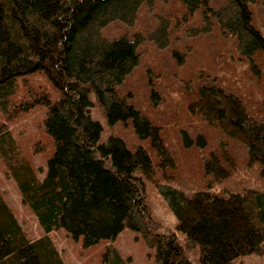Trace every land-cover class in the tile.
Segmentation results:
<instances>
[{
  "label": "trees",
  "instance_id": "1",
  "mask_svg": "<svg viewBox=\"0 0 264 264\" xmlns=\"http://www.w3.org/2000/svg\"><path fill=\"white\" fill-rule=\"evenodd\" d=\"M262 9L264 0H0V160L43 230L28 239L0 194V264H63L48 236L59 228L85 247L106 239L102 264H128L112 243L125 227L153 249V264L264 256V189L209 187L255 164L264 181ZM211 41L216 57L246 66L255 89L233 87H243L233 66L225 82L202 80L214 54L204 51V63L191 55ZM35 71L57 100L26 78ZM172 87L179 97L165 124L152 110ZM37 105L51 142L36 140L31 152L53 146L42 177L9 127ZM192 148L207 179L188 192L174 183ZM146 182L175 217L173 232L152 213Z\"/></svg>",
  "mask_w": 264,
  "mask_h": 264
},
{
  "label": "rangeland",
  "instance_id": "2",
  "mask_svg": "<svg viewBox=\"0 0 264 264\" xmlns=\"http://www.w3.org/2000/svg\"><path fill=\"white\" fill-rule=\"evenodd\" d=\"M168 5H166V7ZM170 6L172 9H174V7H176L175 2L171 1ZM254 25L264 35V9L254 12ZM108 31L109 34L119 32V25H117V22L110 24ZM197 43L198 42H195L193 43V45H196ZM197 47H199V54L195 56L194 54L191 55V60L196 59L198 57L201 63H204L205 59H209V56H205L207 55V53L211 55L214 54V57L210 59L212 62L215 63L213 64L214 70L208 68L206 71H204V74L201 76L203 81L207 82L220 79V81L222 80L223 82H225V80H223L224 75L230 73L232 74L231 67L233 66V73H235V75L230 78L232 80L234 79V81H236L237 79H242L243 83V87H239V85H237L238 82L236 81L235 84H233V87L237 89H242V92L248 90L249 87L255 89V86L252 84V79L248 77V75L245 73L246 66L231 64L227 57H216L217 49L215 47H218V45L215 42L211 41L208 45L198 43ZM217 58L219 62H217ZM146 60L149 61L150 59ZM170 63L171 66L174 65L173 61H170ZM218 63L219 65L224 66L222 68H219L220 66L218 65ZM178 70L181 71L180 68H178ZM185 71L186 69L180 72L182 73V76L185 75ZM239 74L241 78L238 77ZM26 78L33 85L46 88L49 92L51 100L54 101L58 99V89L53 86V84L50 82L44 72L35 71L27 74ZM231 79H227L226 82H232L230 81ZM174 82L175 79H173V83ZM166 89L168 90H166L167 93L165 94L166 97L164 96V101L157 105L154 104V110H152V112L156 115L159 114L161 115V117H163L162 119L165 120V124L172 118L174 113L173 109L177 107L176 100L179 97V94L177 93L178 91L175 90L173 87ZM160 91H162L161 88ZM24 93V87L20 85L19 92L15 96V98L19 99ZM44 113L45 107L43 105H37L35 108L27 112L18 114L17 117L14 118L9 124L10 130L12 131L14 136L23 142V147L27 152V155L30 157L31 162L39 177H42L44 175L46 171L47 159L51 156L53 150V146H51L45 152H31V144L34 141L39 140L44 143L51 142V138L46 132L43 125ZM155 114L154 116L156 117ZM3 121L4 118L0 110V122ZM182 129H186V127H180L179 131L176 134L178 137L183 134ZM117 130L119 131L118 125ZM120 131L121 133L124 132L122 128H120ZM198 151L199 148H192L186 150L185 153H182V155L185 156H182L180 159H177L178 178L174 184L177 187L183 188L188 192H194L196 190L204 189V184L206 183L207 179L202 175V170L197 165L195 159L198 157ZM249 186L256 190L262 191L264 189V181L260 178L259 166L256 164L245 168L239 167L238 170L231 177L220 182L212 183L209 187H211L210 190H244ZM145 188L151 204L152 213L156 216L157 219H159L163 223L164 227L166 228L165 230H167L168 232H173L175 230L176 223L175 217L169 211L164 201L152 185L146 182ZM0 194L11 209L13 215L15 216L25 236L28 239H35L43 234L42 228L38 224L35 216L31 212L29 207L25 204V202H23L14 181L6 172V169L1 160ZM48 236L53 246L58 251L63 264H102L101 255L106 245L108 244V241L106 239H101L97 243L85 247L83 246L81 237H78L77 239L73 238L63 228L55 229L49 232ZM112 243L121 255V257L126 260L128 264H153V249H150L145 245L142 237L138 232L125 227L115 236ZM233 264H264V256L254 253L244 255L234 259Z\"/></svg>",
  "mask_w": 264,
  "mask_h": 264
}]
</instances>
